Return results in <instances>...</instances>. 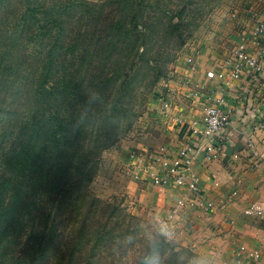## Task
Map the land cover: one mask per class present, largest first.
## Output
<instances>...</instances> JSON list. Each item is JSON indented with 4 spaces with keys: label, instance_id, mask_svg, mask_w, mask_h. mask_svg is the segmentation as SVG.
<instances>
[{
    "label": "trees",
    "instance_id": "trees-1",
    "mask_svg": "<svg viewBox=\"0 0 264 264\" xmlns=\"http://www.w3.org/2000/svg\"><path fill=\"white\" fill-rule=\"evenodd\" d=\"M169 1L0 0V264H140L149 232L90 184L188 40Z\"/></svg>",
    "mask_w": 264,
    "mask_h": 264
},
{
    "label": "crops",
    "instance_id": "crops-1",
    "mask_svg": "<svg viewBox=\"0 0 264 264\" xmlns=\"http://www.w3.org/2000/svg\"><path fill=\"white\" fill-rule=\"evenodd\" d=\"M220 6L215 12L217 23L210 26L211 36L191 44L194 49L189 45V52L177 57L163 83V100L152 107L155 118L161 114L162 125L125 136L104 152L108 158L105 183L112 186L107 195L118 189L129 197L137 215L167 219L180 191L152 185L130 154L134 151L146 158L164 145L173 153L189 149L190 169L212 206L208 212L178 210L169 223L174 240L198 253L220 256L227 264H264V219L242 214L250 203L264 205V59L259 70L244 71L227 89L228 122L213 137L217 149L208 159L190 133L191 128L202 130L203 111L210 103L206 98L221 83L219 75L226 73L232 51L242 48L255 55L258 49L251 32L264 14V0H223ZM187 57L190 66L185 65ZM164 100L168 105L161 110ZM136 170L141 171L140 180L133 178Z\"/></svg>",
    "mask_w": 264,
    "mask_h": 264
},
{
    "label": "built area",
    "instance_id": "built-area-1",
    "mask_svg": "<svg viewBox=\"0 0 264 264\" xmlns=\"http://www.w3.org/2000/svg\"><path fill=\"white\" fill-rule=\"evenodd\" d=\"M251 38L258 44L257 53L251 55L242 48L232 51V58L226 62V73L219 75L222 80L221 83L216 89L211 90L206 98L210 100V103L203 111L202 130L190 129V133L201 145V149H199L205 151L207 159L210 157V153L217 149L214 145L213 137L228 122V114L224 109L227 103V99H225L227 89H230L232 81L239 80L241 75L245 73L244 71H255L261 67L260 63L264 59V14L257 21L251 32ZM186 62L191 63V58L188 57ZM167 105L168 101L164 100L163 109ZM263 126L264 124H262ZM190 153L189 149L173 153L164 145L157 147L146 158L139 156L134 151L130 154L133 162L140 166L141 169H144L146 179L152 185L158 187L172 186L180 191V194L174 199V203L169 209L167 219L164 220L168 224L180 209H197L208 212L212 206V201L207 199L203 195V191H201L198 176L190 169ZM140 172L137 170L133 172V178L140 180ZM233 193L235 194L236 191L233 190ZM255 205L263 204L259 202L250 203L242 209V214L251 218L264 219L262 216L250 214V210ZM241 250L242 247L239 248V251Z\"/></svg>",
    "mask_w": 264,
    "mask_h": 264
},
{
    "label": "rangeland",
    "instance_id": "rangeland-1",
    "mask_svg": "<svg viewBox=\"0 0 264 264\" xmlns=\"http://www.w3.org/2000/svg\"><path fill=\"white\" fill-rule=\"evenodd\" d=\"M94 1H99V0H94ZM185 1H190V0H170L167 3V6L171 8L172 10H176L179 5ZM187 5L189 7L188 11L186 14L183 15V20L185 23H187L188 27L186 29L185 34L188 35V40L186 41L185 44L182 45V47L177 51V57L180 56V54H187L189 45L191 44H196V42L200 41L202 37H206L208 40V36H211V29L210 26H213L217 23V18L215 15V12L218 11V9L221 8L218 7L221 3H223V0H191V3ZM198 33V34H197ZM218 36V35H217ZM188 44V45H187ZM193 48V46H191ZM194 49V48H193ZM193 53V52H192ZM190 52V54H192ZM175 59L171 62V64H168V71L170 72L171 67L174 63ZM188 58V57H187ZM186 58V59H187ZM185 59V65L190 66L191 63H187ZM192 62V61H191ZM168 72V74H169ZM168 77V75H167ZM167 79V78H166ZM166 81V80H165ZM157 96V97H156ZM156 100L161 101L162 96H163V86L161 88H158L156 90ZM154 97V98H155ZM153 98V97H152ZM155 103H148L147 110L143 113V115L135 122L133 127L126 133V136H130L132 134H141L144 131H147L148 129H153L154 127H159L161 124V121L159 119L160 115L159 114L157 118H155L154 114V109H152L153 105ZM152 110V111H151ZM164 110V109H161ZM101 162H100V167L99 170L93 180V182L90 184L91 190L94 192L95 195L98 197L105 199V200H116L117 202L121 201L123 205L126 206V208L131 211L132 213L136 214V216L139 218L141 222L142 228L145 230V232H150L153 230L154 224L157 220L149 217L143 218L142 216L137 215L133 211L132 207V202L129 201V197L126 195L122 194V192L118 189L115 190L116 193H112L110 195H107L109 193L110 189L112 190V186H107L105 183V163L108 161V158H105V154H103ZM110 172V169L108 167L107 169V174ZM105 174V175H104ZM114 189H116L114 187ZM176 243H181L179 241L174 240ZM186 250L190 252V256L188 257V261H186L185 264H193L194 258L196 257H202V258H208L210 264H227L224 258L220 256H216L214 254H210L207 252H200L198 253L193 249V247L185 246ZM133 251H130L126 257H124L125 262L129 261L132 258ZM223 262V263H222ZM234 264H237V262H234Z\"/></svg>",
    "mask_w": 264,
    "mask_h": 264
},
{
    "label": "clouds",
    "instance_id": "clouds-1",
    "mask_svg": "<svg viewBox=\"0 0 264 264\" xmlns=\"http://www.w3.org/2000/svg\"><path fill=\"white\" fill-rule=\"evenodd\" d=\"M250 214L264 217V205H255ZM175 234L164 220L155 222L153 230L146 236L147 248L140 257V264H162L160 247L164 242H172ZM193 264H210L208 258L196 257Z\"/></svg>",
    "mask_w": 264,
    "mask_h": 264
}]
</instances>
